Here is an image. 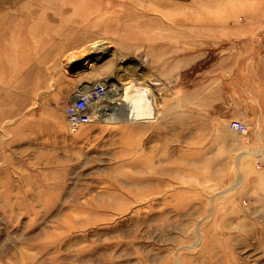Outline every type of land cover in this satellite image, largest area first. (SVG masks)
<instances>
[{
	"label": "rangeland",
	"instance_id": "rangeland-1",
	"mask_svg": "<svg viewBox=\"0 0 264 264\" xmlns=\"http://www.w3.org/2000/svg\"><path fill=\"white\" fill-rule=\"evenodd\" d=\"M119 66L147 119L73 129ZM0 264H264V0H0Z\"/></svg>",
	"mask_w": 264,
	"mask_h": 264
},
{
	"label": "bare ground",
	"instance_id": "bare-ground-1",
	"mask_svg": "<svg viewBox=\"0 0 264 264\" xmlns=\"http://www.w3.org/2000/svg\"><path fill=\"white\" fill-rule=\"evenodd\" d=\"M91 49L88 52H84L83 55L86 57L95 55L93 56V59L96 60L101 59L103 56L111 52L112 53L110 55H113V50L110 48L109 45L106 44L95 43L91 47ZM88 64H90V62L88 61L83 63L84 66ZM112 65L113 61H109L107 64H105V66H103V68H101L102 70L95 69L94 72H102L105 69L108 70ZM138 72V69L125 70L123 68H120L119 66V68H116V77L110 76V74L109 76H106L104 80L82 85V87L79 88V91L81 92V95L84 97V99L87 101L88 108L93 109L96 114H100L101 119L105 122H115L116 119L122 123L126 120L129 122L135 120H145L148 117L146 113H144L145 115H143L142 113L141 116L138 117L137 112H135L136 108L134 109V107L132 106L133 103L137 102L139 106L143 107L144 99H138L140 94H142V98L144 96L143 94L145 93L146 95L150 96V90L138 83ZM98 88H100L101 91H98ZM141 101L143 103H141ZM131 110L133 114L130 113ZM131 116H134L136 118H133Z\"/></svg>",
	"mask_w": 264,
	"mask_h": 264
},
{
	"label": "built area",
	"instance_id": "built-area-1",
	"mask_svg": "<svg viewBox=\"0 0 264 264\" xmlns=\"http://www.w3.org/2000/svg\"><path fill=\"white\" fill-rule=\"evenodd\" d=\"M98 91H101L98 88ZM65 117L73 129L91 125L97 117L93 109L88 108L87 101L78 93L65 107ZM232 130L245 134L246 127L241 121H232L230 123Z\"/></svg>",
	"mask_w": 264,
	"mask_h": 264
},
{
	"label": "water",
	"instance_id": "water-1",
	"mask_svg": "<svg viewBox=\"0 0 264 264\" xmlns=\"http://www.w3.org/2000/svg\"><path fill=\"white\" fill-rule=\"evenodd\" d=\"M79 64V61L73 62V66H77Z\"/></svg>",
	"mask_w": 264,
	"mask_h": 264
},
{
	"label": "crops",
	"instance_id": "crops-1",
	"mask_svg": "<svg viewBox=\"0 0 264 264\" xmlns=\"http://www.w3.org/2000/svg\"><path fill=\"white\" fill-rule=\"evenodd\" d=\"M79 89L73 94L74 96H76L78 93H80Z\"/></svg>",
	"mask_w": 264,
	"mask_h": 264
}]
</instances>
